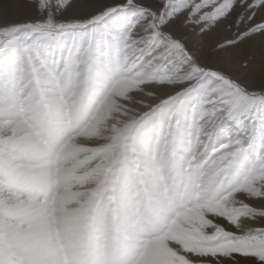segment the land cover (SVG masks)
I'll return each instance as SVG.
<instances>
[{"label":"rangeland","instance_id":"obj_1","mask_svg":"<svg viewBox=\"0 0 264 264\" xmlns=\"http://www.w3.org/2000/svg\"><path fill=\"white\" fill-rule=\"evenodd\" d=\"M73 55L41 58L26 75L21 50L12 77L0 69V215L10 199L51 202L65 222L95 207L110 221L102 237L104 261L183 264L169 241L203 243L206 212L234 219L247 214L230 197L217 199V178L232 153L179 173L168 127L178 105L166 95L178 85L150 66L137 68L132 45L110 57L105 52L110 63H101L94 50ZM262 179L257 175L241 189L255 190ZM170 194L180 197L183 211L167 230L138 231L149 199Z\"/></svg>","mask_w":264,"mask_h":264},{"label":"snow or ice","instance_id":"obj_2","mask_svg":"<svg viewBox=\"0 0 264 264\" xmlns=\"http://www.w3.org/2000/svg\"><path fill=\"white\" fill-rule=\"evenodd\" d=\"M128 45L137 68L150 66L178 85L166 94L178 105L168 122L173 167L200 169L231 152L217 199L230 197L247 212L235 219L206 212L203 243L169 247L183 264H264V179L241 189L264 174V0H0V69L8 77L21 50L33 62L94 50L110 63L105 52ZM179 200L150 198L138 231L165 232L183 211ZM12 256L0 247V264Z\"/></svg>","mask_w":264,"mask_h":264},{"label":"clouds","instance_id":"obj_3","mask_svg":"<svg viewBox=\"0 0 264 264\" xmlns=\"http://www.w3.org/2000/svg\"><path fill=\"white\" fill-rule=\"evenodd\" d=\"M33 61L25 53L21 70L26 75L33 71ZM57 207L51 202L7 201L0 215V247L12 250L10 264H84L90 253L94 264H104L102 237L110 221L102 211L93 207L65 222Z\"/></svg>","mask_w":264,"mask_h":264}]
</instances>
